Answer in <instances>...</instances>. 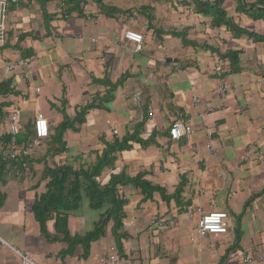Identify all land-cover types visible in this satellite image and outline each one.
<instances>
[{
    "label": "crops",
    "instance_id": "crops-1",
    "mask_svg": "<svg viewBox=\"0 0 264 264\" xmlns=\"http://www.w3.org/2000/svg\"><path fill=\"white\" fill-rule=\"evenodd\" d=\"M190 1L177 0L167 12L150 13V4L118 8L113 16L98 14L93 0H86L81 14L67 12L62 0H19L7 8L0 86L7 84L10 91L0 95L1 115L18 108L23 126H31L29 114L35 116L41 102L53 109L47 115L40 111L49 136L31 155L4 165L0 264H97L103 238L91 244L85 258L80 248L63 257L66 243L41 234L32 204L46 191L45 165H93L106 143L143 121L140 136L150 142L117 152L113 168H104L100 178L122 171L140 175L172 198L159 191L145 198L131 184L118 185L126 201L123 220L133 221L122 227L126 236L118 247L123 264H240L244 253L250 254L251 264H264V43L212 25V15L198 14ZM257 1L223 0L221 8L236 25L264 35V18L253 19L238 9ZM143 6H148L146 13ZM126 30L143 35L141 50L124 39ZM230 51L239 52L237 72H228L229 60L221 57ZM16 62L21 63L9 70ZM122 75L114 96L65 129L64 151L54 152L58 143L53 136L64 116L72 120L81 107L104 96L109 85L99 81L116 83ZM223 81L232 87L221 90ZM155 90L162 103L152 107ZM178 117L189 120L193 131L175 141L168 128ZM5 129L0 124V134ZM81 205H86L84 213L96 211L87 199ZM196 208L226 211L227 233L194 235L197 214L190 219L187 210ZM79 209L68 218L71 235L90 230L99 215L88 218ZM47 231L54 234L52 221ZM107 234L112 235L110 227ZM107 239L117 244L113 235Z\"/></svg>",
    "mask_w": 264,
    "mask_h": 264
},
{
    "label": "trees",
    "instance_id": "trees-1",
    "mask_svg": "<svg viewBox=\"0 0 264 264\" xmlns=\"http://www.w3.org/2000/svg\"><path fill=\"white\" fill-rule=\"evenodd\" d=\"M62 1L67 8V12L71 11L79 14L82 13L84 10L83 7L86 4V0ZM93 1L99 9L98 14L113 16L114 12L119 11L118 8L106 6L103 0ZM222 1L223 0H218L210 3V0H191L190 5L189 3L187 5L192 6L193 4L195 11L198 14L212 15V25H225L234 35L239 36L246 34L256 42L264 43V35L250 32L246 28L236 25L221 8ZM257 2L258 3L252 5L247 4L249 8L245 4L238 5V9L241 12L251 15L253 19L264 18V0H258ZM147 7L148 6H143L141 10L147 9ZM145 11L146 10H144V12ZM173 34L176 35V33ZM179 36L183 38V42L187 43L184 40L185 35L183 33H180ZM221 57H226L229 60L228 72H237L240 70L238 51H230ZM124 78L125 76H120L116 83L108 82L106 80L99 81L109 85L107 93L102 97L93 99L91 103L81 107L72 120L64 116L63 121L60 123L58 130L53 136V141L58 143V146L54 148V152L58 153L64 151L65 143L62 140L63 131L68 127H72L75 122H82L84 116L92 108L104 107L103 101H109V99L114 96L115 90L121 85ZM8 91L10 90L7 84L0 86V95L2 93L5 94ZM149 112H152V110H149L147 113ZM182 119H184V117H182ZM173 120H175V118L171 119V122ZM2 121L0 112V124ZM143 124L144 121L137 123L131 132H127L122 137L115 138L112 142L106 143L102 154L98 156L96 162L86 168L83 166L73 167L72 164L58 165L54 167L45 165L43 176L49 177V180L46 183V191L36 197L32 204V212L36 221L40 225L41 234L46 239L66 243L67 247L61 251V256L73 255L77 248H80L82 251L81 257L85 258L89 254L91 244L105 236L108 227L111 229L117 247L120 245L121 240L126 236L125 232L121 230L124 217L123 205L126 201L118 185L125 186L131 184L139 188L141 192L144 193L145 198H149L154 191H159L163 198H172L165 195L163 188L151 185L149 182L143 180L140 175L130 177L122 171L120 173H111L110 177L107 179L101 180L100 178L101 172L104 168H113L117 152L129 150L133 148L135 143L148 144L150 142L151 139H143L140 136ZM31 138L32 129L30 125L23 126V129L16 135L18 143H25ZM9 140L10 134L7 130L3 134H0V152L1 149L7 145ZM5 163L16 162L3 160L0 156V181ZM176 191L177 193H175L174 196L180 194V187L177 188ZM84 196L88 200L89 208L99 211V215L97 220L93 222L90 230L82 234L75 233L71 235L68 229V218L71 213H74L80 208L81 200ZM1 203L2 195L0 192V205ZM50 221H52L54 225L53 235H50L47 231V223Z\"/></svg>",
    "mask_w": 264,
    "mask_h": 264
},
{
    "label": "built area",
    "instance_id": "built-area-1",
    "mask_svg": "<svg viewBox=\"0 0 264 264\" xmlns=\"http://www.w3.org/2000/svg\"><path fill=\"white\" fill-rule=\"evenodd\" d=\"M19 0H0V45L6 42L7 28H6V13L7 8L10 5L16 4ZM124 39L131 41L135 50L139 51L143 48V35L133 30H126L124 32ZM21 62L11 63L8 66L9 70H13L16 65ZM232 85L227 81H223L220 89H230ZM38 90V89H37ZM21 111L18 108H14L1 115L2 125L10 134V140L7 145L1 149L0 156L3 160L14 161L17 158L29 156L33 150L36 149L41 141L49 135V123L44 114L38 110L35 112V116L32 122V138L25 143H18L16 135L23 129V123L21 121ZM148 118L153 117V113H148ZM107 125L110 127L114 134H117V129L112 126L108 121ZM193 128L189 120L181 118H175L168 128V133L171 139L178 140L182 137L188 136L192 133ZM210 140V133L208 134ZM207 149L212 152L210 144L206 145ZM188 217L193 219L197 214L196 224L194 228V235L198 237H206L214 234L227 233L229 228V215L226 211H208L204 212L200 208L188 209ZM132 220H123L122 226L129 228L132 225ZM158 226H163V221H157ZM6 244V242H3ZM31 261L30 259H27ZM252 258L249 253H244L240 264H251ZM97 264H123V259L120 255L117 245L111 244L105 254H99L97 257Z\"/></svg>",
    "mask_w": 264,
    "mask_h": 264
},
{
    "label": "rangeland",
    "instance_id": "rangeland-1",
    "mask_svg": "<svg viewBox=\"0 0 264 264\" xmlns=\"http://www.w3.org/2000/svg\"><path fill=\"white\" fill-rule=\"evenodd\" d=\"M104 4L106 6H112V7H115V8H121V9H126L128 7H135V8H139V5H142V4H145V5H149V11L150 13H153L154 10H157V11H161V12H167L168 10V7L171 6H177V0H104ZM146 13V12H144ZM155 13V12H154ZM171 34H169L170 36ZM172 36V35H171ZM151 39L153 41H157V36L154 35L153 37H151ZM0 62L2 63V60H0ZM166 93V92H165ZM160 94L161 92L160 91H157L155 90V98H154V102L155 104H153L152 107H156L158 104H160V102L162 101V99L160 98ZM40 95V94H39ZM46 102V101H45ZM41 102L40 103V111H42L44 114L47 115V111L48 110H52L48 107V103L46 102ZM162 103V102H161ZM161 105V104H160ZM52 107V106H51ZM30 119L32 120L33 122V112H31L30 114ZM46 117V116H45ZM32 122H31V128H32ZM33 136V134H32ZM164 138V137H163ZM176 141V140H175ZM9 166V165H8ZM83 202H86V197L84 196L82 198ZM83 204V203H82ZM86 205H81L80 207V211L83 212L81 213L83 216H87L88 218H91L93 216L97 217V210L96 211H93L94 213H92L91 211H88V213H84V209ZM80 214V213H79ZM80 218V222H83V219L82 217H79ZM70 227L71 229H74V224H73V219L71 220L70 222ZM122 230V229H121ZM123 231V230H122ZM112 236L111 234H107L105 235L104 237H102L104 239V245L101 246V250H100V253L101 255L102 254H105L108 247L113 244V242L111 243L110 242V239H107L108 237ZM101 238V239H102ZM116 245V244H115ZM28 257V256H27ZM98 257V256H97ZM97 257H96V261H97Z\"/></svg>",
    "mask_w": 264,
    "mask_h": 264
},
{
    "label": "bare ground",
    "instance_id": "bare-ground-1",
    "mask_svg": "<svg viewBox=\"0 0 264 264\" xmlns=\"http://www.w3.org/2000/svg\"><path fill=\"white\" fill-rule=\"evenodd\" d=\"M183 9V8H182ZM104 10V9H103ZM71 12V11H70ZM103 15V14H102ZM140 138V137H139ZM144 194V193H143Z\"/></svg>",
    "mask_w": 264,
    "mask_h": 264
},
{
    "label": "clouds",
    "instance_id": "clouds-1",
    "mask_svg": "<svg viewBox=\"0 0 264 264\" xmlns=\"http://www.w3.org/2000/svg\"><path fill=\"white\" fill-rule=\"evenodd\" d=\"M173 140V139H172Z\"/></svg>",
    "mask_w": 264,
    "mask_h": 264
}]
</instances>
